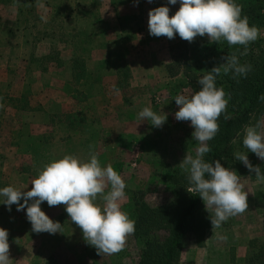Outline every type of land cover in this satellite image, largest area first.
I'll return each mask as SVG.
<instances>
[{
    "label": "rangeland",
    "instance_id": "obj_1",
    "mask_svg": "<svg viewBox=\"0 0 264 264\" xmlns=\"http://www.w3.org/2000/svg\"><path fill=\"white\" fill-rule=\"evenodd\" d=\"M86 1L90 2V0ZM109 1H95V4L99 5L97 7L96 5L94 6L96 7L94 9V16L97 19L100 14V20L111 21L110 17L114 16V9L110 7ZM146 1L148 3L147 10H140L136 15L130 16L124 22L128 20L129 23L133 22L139 25L143 22L148 25L149 11L151 9L167 4L170 8V15H174L180 7L179 0H177L175 5L169 4L168 0H152V4L148 0ZM29 6L21 3L13 5L0 4V99L6 102L8 101L7 95H9L10 88L7 90V87L2 85L3 81L10 77L15 81L14 85H17L18 81L23 79L22 73L27 75L30 70H39L43 67H45V71L49 67L48 61L52 58H58L56 52L60 47L67 44L66 39L69 38L68 30L63 29L60 31L59 28H56V41L47 44V46L50 45V52L41 54V56H35L34 58H25L26 60L30 59V63L25 62L24 65L20 64L18 58L10 61L9 65H6L5 60L8 54V50L6 49L9 42L19 43L21 47H26L23 43L24 37L20 32L24 21L28 20L33 24L35 23L33 29L40 36L41 32L37 29L44 26L42 23L47 22L50 18V15H45L42 21L36 8ZM57 18H60V16H57ZM9 24L11 25L10 28L7 26ZM46 26L48 25L46 24ZM112 26L114 28L113 24ZM259 29L261 32L260 37L264 40V26L259 27ZM60 35L61 38L59 40L58 36ZM62 36L66 38L63 40ZM136 38H138L135 40L136 47L142 46L145 50L147 49L140 59L141 64L138 72L132 77L128 64L124 60L126 64L122 65L118 73V77L123 80V87L117 94L118 100L119 103H122L120 105H124L123 108L127 109L124 112L126 117L121 120L120 126L121 129H127L128 133L119 137L122 140L119 143L121 147L119 151L105 154V159L109 161L125 180L126 198L122 202V210L127 212L128 215H130L129 210L132 196H139L151 205L165 203L173 199L176 196V190L170 176L173 175L176 167L181 169L179 164L187 153L194 156L195 150L199 146L198 142L192 137L194 128L191 126V122L178 121L175 118V113L179 110L175 97L179 94L191 95L201 88V85L197 81L195 82L192 78L190 80L188 72L185 70V63L182 60L183 57L189 56V42L181 39L178 34L174 39H169L165 36L155 37L147 32H141ZM118 39L119 44L115 42L111 44L113 47L112 51H117L122 49V47L127 50L131 37L128 38V36L123 35ZM90 41L89 43L85 41L87 47ZM78 43L82 46V41ZM29 47L27 45V48ZM149 50L153 52L151 53ZM82 51L84 52V49ZM12 57L14 58L15 56ZM107 57L106 59L109 60L108 66L114 67L115 58L113 59L111 56ZM123 57L126 59V56ZM92 58L99 59V57L92 56L89 60ZM178 59L180 62L178 64L174 63V60ZM26 65L28 66L27 68ZM123 69L127 72L122 73ZM46 72V75H43V79L49 81L53 78V72L48 71V69ZM130 76L131 79L128 82ZM106 80L110 83V76L107 75ZM14 89L12 94L18 97V100H16L18 105L24 106L23 102L25 100L27 102V95L24 93L28 91L31 109L32 105L40 109L39 104L42 103L40 98L45 101L44 106L50 111L56 107V104L55 106L50 105L52 99L55 102L57 98V91L55 92L54 89L30 88L27 86L22 88L21 85L15 86ZM57 90L59 91V89ZM105 90H112V88L108 87ZM12 99L10 101L11 104L15 102ZM144 107H150L159 115H167V120L162 127H155L149 121H142L139 118L138 114ZM2 109L0 112L4 111L5 115L0 113V159L8 153L7 150L11 142L14 141L15 135L12 131L16 129L20 130L23 127L26 128L24 124H28V126L31 125L30 128L33 132H42L49 135L54 134V129L58 128L60 124V119L58 118L50 122H46L45 120L48 126L43 127V122H41L40 118L36 120L32 119L33 112L30 110H14L13 107H9L8 109L6 107L7 110L4 107ZM88 112L90 115L94 114L91 107ZM10 117L12 118L10 119ZM261 117H264V114ZM260 118L253 119L246 125H254ZM94 122H96L95 126L98 128L100 122L98 120ZM39 124L43 128L40 129L41 126ZM244 128L232 140V159H234V163L229 165L228 168L237 171L241 182L245 186V191L249 192V208L244 213L229 218L215 231H212V226L208 227L201 237L193 232H188L181 249L179 264H243V256L248 245V240L254 236H264V183L258 184L255 173H250L244 163L237 160L234 156L236 152L246 153L248 151L243 146ZM53 137L54 135L51 138ZM118 157H120V160H117ZM248 158L253 166L259 165L262 173H264V160L259 159L252 152H248ZM10 177L12 178V176ZM18 214L20 213H16V215ZM67 219V223L62 224L63 232L49 234L51 238L43 241L41 239L45 237V234L33 233L30 236L23 223L15 226L10 223L8 217L3 216L0 218V227L9 231L12 264H43L47 257L54 253L58 254L63 264H137L142 244L133 234L127 238L126 245L121 252L102 256L97 253L95 247L85 241L81 228L71 222L70 218ZM61 220H66V217L62 216ZM40 240L43 242H40ZM47 243L52 245L51 251L48 249Z\"/></svg>",
    "mask_w": 264,
    "mask_h": 264
},
{
    "label": "clouds",
    "instance_id": "obj_2",
    "mask_svg": "<svg viewBox=\"0 0 264 264\" xmlns=\"http://www.w3.org/2000/svg\"><path fill=\"white\" fill-rule=\"evenodd\" d=\"M149 3L152 0H148ZM180 7L170 15L167 4L149 11V34L193 42L197 36L209 37L210 43L226 41L229 46H243V51L227 55L223 63L214 66L198 79L199 91L191 95L179 94L175 102L179 110L175 113L178 121H190L194 128L193 139L198 142L195 155L187 153L179 167L188 173L189 193L199 195L205 203L212 231L220 228L229 218L248 210V191L241 182L237 171L222 165L206 162L205 154L211 149L208 142L219 132V117L227 112L230 95L223 87H217V76L232 74L233 78L247 77L252 70L250 64H241L239 56L247 55L249 45L261 35L259 27L250 25L249 18L242 16V5L236 0H179ZM136 5L139 0H134ZM175 5L177 0H168ZM264 101V93L259 97ZM4 105L0 103V108ZM142 121H149L155 127H162L167 115L162 116L150 107L139 112ZM243 146L248 151L236 152L234 156L244 163L250 173H255L257 183H264V173L259 165L253 166L248 152L264 160V117L254 125L244 128ZM90 149L93 146H89ZM30 190L13 186L0 188V198L11 211L26 209V216L32 231L39 234L63 232L62 224L54 221L41 208L43 202L49 207L64 205L71 222L79 226L85 241L96 248L97 253L112 255L121 252L127 238L135 232V221L122 210L126 198V183L111 164L102 167L98 154L90 151V159L83 161L71 154L45 164L38 176L31 182ZM23 200V203H21ZM0 264H12L10 258L9 231L0 227Z\"/></svg>",
    "mask_w": 264,
    "mask_h": 264
},
{
    "label": "crops",
    "instance_id": "obj_3",
    "mask_svg": "<svg viewBox=\"0 0 264 264\" xmlns=\"http://www.w3.org/2000/svg\"><path fill=\"white\" fill-rule=\"evenodd\" d=\"M95 1L96 0H90V2H87L86 0H37L34 2L33 0L31 1V4H27L28 6L32 5V8H36L42 21L45 15H50V18L47 22L42 23L44 26L37 29L41 32L40 36L36 34L33 29L35 23L33 24L28 20L24 21L20 32L24 37L23 43L26 47H21L19 43L15 44V42H9L6 49L8 50L5 60L6 65H9L10 61L14 59L16 60L17 58L18 61H20V64L24 65L25 62L30 63V59L26 60L25 58H34L35 56H41V54L50 52V45L47 46V44L56 41V28H59L60 31L63 29L68 30L69 38L66 39L67 44L60 47L56 52L58 58H52L48 61L49 67H47V69L48 71L53 72V78L49 81L43 79V75H46L45 73H47V69L44 71L45 67H43L39 70H30L27 75L22 73L23 79L18 81L19 83L17 84L21 85L22 88L27 86L30 88L38 87L41 89H54L55 92L57 91V98L55 99V102H53L52 99L50 105L55 106L56 104V107L54 110L50 111L44 106L45 101L40 98V101L43 103H41L42 105L39 104L40 109L33 107V105L31 109V103L29 102L30 95L27 93L28 91H25L24 93L27 95H25L27 102L26 100L23 102L24 106L18 105V102L16 101L18 100V97H16L15 94H12V91L15 90L14 88L17 85H14L15 81L10 77H6L8 79H5L2 83V85L7 87V90L10 88L9 95H7L8 101L6 102L0 99V103L4 105L5 110L9 107H13L14 110H30L33 112L32 119L36 120L37 118H40L42 120L41 122H43V127L48 126L46 122L56 120L57 118L60 119V124L58 128L54 129V137L48 141L36 142L32 140L31 135L33 134V130L30 128L31 125L28 126V124H24V122L23 124L26 128L23 127L20 130L16 129L12 131L15 135L14 141L11 142L7 150L8 153L0 159V188L13 186L17 189H24L25 191L30 190L32 180L38 176L45 164L52 160L62 158L67 154L75 155L83 161L90 159V151L94 152L95 148L92 147L90 149L89 146L90 142H94V139L91 140L90 138V141L86 142V144L82 143L81 138L84 137L85 132L81 133L77 130H69L66 126L67 122L64 119L65 113L70 110L73 111L76 108V105L83 110L88 120L93 123L92 126L97 129L96 153L98 154V159L102 167H106L110 164L109 161L105 159V154L108 152L119 151L121 148L119 143L122 140H120L119 137L124 136L125 134L127 135L128 130L121 129L120 126L121 120L126 117L124 112H126L127 109H125V107L123 108L124 105L121 106L120 104L122 103H119L118 100L119 98L117 94L123 87L117 86L118 81H120L118 72L122 65L127 63L131 76H135L141 64L140 59L143 56L142 54L147 50L142 46L136 47L135 40L138 39L136 36L140 35L141 32L149 33L147 23L141 22L137 25L133 22L129 23L128 20L126 22L124 21L130 18V16L136 15L142 9L147 10L148 3L146 0H139V4L136 5L134 0H110L109 5L114 9V16L110 17L111 21L109 22L105 19L100 20V14L98 15V19L94 16V9L99 6L98 4H95ZM95 5L96 7H94ZM57 16H60V18H57ZM46 24L48 26L45 27ZM112 24L114 25V28ZM7 26L8 28L11 27L10 24ZM11 35L14 36L13 34ZM123 35L128 36V38L131 37L127 50L122 47V49L112 51L113 47L111 44L114 42L119 44L118 38H121ZM60 38L61 35L58 36L59 40ZM62 38L64 40L66 37L62 36ZM89 40L91 41L87 47L85 41L89 43ZM79 41H82V46L79 45ZM27 45L28 47L31 45V47L27 48ZM83 49L84 52L82 51ZM149 51L151 53L153 52L151 50ZM78 55L84 56L87 69H100L110 73L108 76H110L111 82L109 83L106 80L107 75H104L100 82L91 83V85L88 83L86 86L94 89L92 95L76 103L72 95L64 90V86L69 80L73 79L72 60L74 56ZM12 56L15 57L13 58ZM92 56L99 57V59L96 60L95 58H92L89 60ZM107 56H111L113 59L115 58L114 67L111 65L108 66L107 63H109V60L106 59L108 58ZM123 56H126V59H124ZM138 56H140V58H138ZM124 60H126V63ZM27 67L28 66L26 65V68ZM131 76L128 79V82L130 81ZM78 86L87 92L85 89L86 86L81 84H78ZM108 87L112 88V90H105ZM57 89H59V91ZM11 99L13 102L15 100L13 104L10 103ZM90 107L94 113L93 115H90L88 112ZM0 110L3 109L0 108ZM0 113L5 115L4 111H1ZM11 118L12 117H10V119ZM96 120L100 122L98 128L95 126L96 122L94 121ZM39 125L41 126V124ZM43 127L41 126L40 129ZM89 134L91 135V132L88 133V135ZM119 158L120 157H118L117 160H120ZM10 176H12L13 179ZM2 199L3 198H0V202H2ZM21 203H23V200H21ZM16 208L17 206L14 204L12 205L11 211H9L5 204L0 203V218L3 216L8 217L10 223L15 226L23 223L28 234L31 236L35 232L32 231V225L27 219L26 209L21 212L17 211ZM41 208L50 216V218L54 221H59L61 224L67 223V218H70L64 205L49 207L45 201L41 204ZM18 212L20 214L16 215ZM62 216L66 217V220H61ZM41 234H45V237L41 239L43 241H47L51 238L49 235L50 233L42 232ZM41 240L40 242H43ZM47 244L48 249L51 251L52 245H49L50 243Z\"/></svg>",
    "mask_w": 264,
    "mask_h": 264
},
{
    "label": "trees",
    "instance_id": "obj_4",
    "mask_svg": "<svg viewBox=\"0 0 264 264\" xmlns=\"http://www.w3.org/2000/svg\"><path fill=\"white\" fill-rule=\"evenodd\" d=\"M31 1L33 0H0V4L27 5L31 4ZM236 3L242 5V16H248L250 25L264 26V0H236ZM248 47V54L239 56L241 64L252 66L247 77L234 79L231 73L227 75L221 73L217 76V87H223L231 97L227 109L231 119L226 120L224 114L219 117L220 129L208 142L211 151L205 154L206 162L214 164L219 159L225 167L232 165L234 136L246 124L264 114V101L259 99L264 93V40L259 37ZM242 51L243 46H229L226 41L210 43L207 35L197 36L193 42H189V56L183 57L182 60L190 80L192 78L196 82L214 66L223 63L224 57L233 53L239 55ZM178 62L179 59L174 60V63L178 64ZM72 70L73 79L65 84L64 90L72 95L76 103L92 95L94 89L86 86L88 83L91 85L100 82L104 75H110L104 70L87 69L84 56L79 55L73 57ZM126 72L123 69L122 73ZM122 82L123 80L120 79L117 86H123ZM78 84L86 86L87 92ZM64 119L69 130L85 132L84 137L81 138L82 143L86 144L90 138L94 139L90 145L95 148L96 153L97 129L92 126L93 123L88 120L83 110L76 105L73 111L65 113ZM90 132L91 135H88ZM53 135L33 132L31 139L36 142L48 141ZM187 177L188 173L176 167L173 175L170 176L175 185L176 196L165 203L151 205L139 196L131 197V207L128 210L129 217L135 221L133 235L142 244L137 264H179L187 233L193 232L201 237L206 229L211 227L209 213L204 207L202 198L187 191L186 187L189 186ZM243 259L244 264H264V236H254L248 240ZM43 264H63V261L54 253L49 255Z\"/></svg>",
    "mask_w": 264,
    "mask_h": 264
}]
</instances>
